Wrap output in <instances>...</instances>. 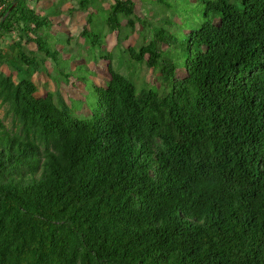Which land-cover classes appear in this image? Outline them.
Instances as JSON below:
<instances>
[{
	"label": "trees",
	"instance_id": "16d2710c",
	"mask_svg": "<svg viewBox=\"0 0 264 264\" xmlns=\"http://www.w3.org/2000/svg\"><path fill=\"white\" fill-rule=\"evenodd\" d=\"M137 1L0 8V264H264V0H203L187 24ZM77 38L103 82L61 58ZM142 66L158 81L134 82Z\"/></svg>",
	"mask_w": 264,
	"mask_h": 264
},
{
	"label": "rangeland",
	"instance_id": "374dc122",
	"mask_svg": "<svg viewBox=\"0 0 264 264\" xmlns=\"http://www.w3.org/2000/svg\"><path fill=\"white\" fill-rule=\"evenodd\" d=\"M34 1V0H33ZM70 0H36V2H31L29 5L31 6H35L39 9L41 8H45L48 5L52 4L53 2L59 5L56 6H60L61 4V9L62 10H67V4L69 3ZM148 0H138L137 1V9L139 7H142V5ZM170 1V7L169 8H163V5H160L159 3L156 4H151V3H147V5H144V10L146 9L147 12L149 10L152 12H156V11H162L163 14H165L166 17L171 18V16L176 13L178 19L182 22V23H188L190 22L189 18L192 16L193 11L192 9L196 8V4L198 2H203V0H195V2L193 3H189V2H184V0H177L178 2H180L178 5H175L173 2L177 3V1ZM95 5V4H94ZM200 6H203V3L200 4ZM94 9V8H93ZM191 9V10H190ZM93 11V10H92ZM199 10H196L195 12H197ZM146 12V13H147ZM174 12V13H173ZM139 13V10H138ZM95 16H93V20H92V25L91 28L95 31H100L102 33L106 32V23H105V18H106V12H104V14L98 13L94 11ZM88 14L87 12H81V11H75L73 12L72 16H64V17H58L56 16L54 18V26L52 27L51 33L53 35L57 36V40H61L63 38V36L65 35H70V36H77L79 34V31H81V28L83 26H85L86 24V18H87ZM124 23V22H123ZM181 23V24H182ZM194 24V23H193ZM90 27V26H89ZM173 28V27H172ZM175 28V27H174ZM126 33L128 32L127 30H125ZM78 40H71L69 42L68 45H65L67 47V52H63V55H66L67 57H64L63 55H61V58L63 59H70V57L73 55V53L77 50H79L80 52H83V55H80L78 57V59H82L84 62H88L87 64H89L91 66V71L93 73H95L96 78H94L93 81H97L98 83L103 82L104 79L108 76L107 74V70H106V64L107 61L106 60H99L96 64L92 61H89V56H92V54H87L85 52L87 45L84 43V41L81 38H77ZM137 40V36L134 33H131L130 38H128L124 43L125 45H132L135 43V41ZM78 47H77V44ZM63 43L65 44V40H63V42L61 43V45H63ZM67 44V43H66ZM106 51H114V46H115V37L114 34L109 35L106 37ZM55 47H59V44L56 43ZM66 51V50H65ZM63 59V60H64ZM62 65V64H61ZM71 67V64L69 62L68 64ZM139 68V67H136ZM1 69L5 72H8V69L5 68L4 66H1ZM52 73H54V71H51ZM93 75V74H92ZM133 77L131 76L132 80L135 82V78L138 77L137 79V83H141L142 81L145 82V84L150 85L153 81L156 82V80L158 81L156 75L154 74V72H152L151 70L146 69V67L142 66V68H140V70H135L134 73H132ZM99 76V77H98ZM61 79H59L60 81ZM36 81H38L36 79ZM54 81L52 80H48V90L50 91H55V85L53 83ZM59 84H65L63 82H60ZM78 84V83H77ZM85 88L84 86L78 85V87L75 86V88H68L69 90V94L68 96L78 100L80 99V96L82 94H84L83 96V101L86 103V105H84V108L86 111L91 112L94 108H96V103H95V98L92 95V92L88 89ZM66 90V91H68ZM45 92V88L43 89V86H40V90H39V94L40 95H44ZM81 101V100H79ZM79 101L76 102V105L79 104ZM84 103V104H85ZM0 116H3V111L2 109H0ZM84 116H87V114H85ZM5 124H7L9 126V120L5 121Z\"/></svg>",
	"mask_w": 264,
	"mask_h": 264
},
{
	"label": "built area",
	"instance_id": "2783aa9c",
	"mask_svg": "<svg viewBox=\"0 0 264 264\" xmlns=\"http://www.w3.org/2000/svg\"><path fill=\"white\" fill-rule=\"evenodd\" d=\"M9 0H0V8L7 3Z\"/></svg>",
	"mask_w": 264,
	"mask_h": 264
}]
</instances>
